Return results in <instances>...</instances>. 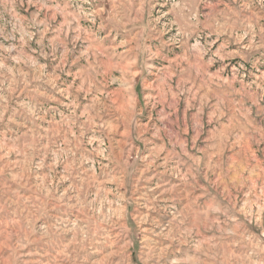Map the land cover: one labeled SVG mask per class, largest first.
<instances>
[{
	"label": "rangeland",
	"instance_id": "1",
	"mask_svg": "<svg viewBox=\"0 0 264 264\" xmlns=\"http://www.w3.org/2000/svg\"><path fill=\"white\" fill-rule=\"evenodd\" d=\"M0 264H264V0H0Z\"/></svg>",
	"mask_w": 264,
	"mask_h": 264
}]
</instances>
